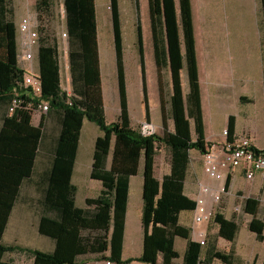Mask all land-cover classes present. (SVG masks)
I'll return each mask as SVG.
<instances>
[{"label":"rangeland","instance_id":"1","mask_svg":"<svg viewBox=\"0 0 264 264\" xmlns=\"http://www.w3.org/2000/svg\"><path fill=\"white\" fill-rule=\"evenodd\" d=\"M48 1L50 9L42 10L39 0H10L9 5L0 0V30L8 6L17 24L26 16L41 37L46 34L39 30L48 29L59 45L62 88L81 107L93 106L106 123L147 138L133 147L125 136L114 135L108 166L116 175L112 187L104 189L89 175L99 125L85 119L74 160L73 206L88 216L102 210L108 228L82 231L77 258L138 264L149 259L154 244L158 264H264L259 213L264 179L251 188L259 196L250 198L254 207L243 227L237 223L232 231L231 217L209 201L212 219L201 224L193 219L203 153L211 140L249 138L264 149V0H191L185 12L180 0H174L176 22L171 28L165 24L167 0H85L94 37L90 83L64 0ZM120 82L127 89L125 121L120 119ZM34 115L41 119L44 114ZM46 117L47 136L53 137L58 128L49 121V112ZM223 130L226 134L219 135ZM54 164V157L37 161L36 169ZM35 188L26 183L22 189V199L33 191L32 213L39 204ZM19 212L20 203L11 223ZM156 225L162 231L158 237ZM50 242L41 239L38 244Z\"/></svg>","mask_w":264,"mask_h":264},{"label":"trees","instance_id":"2","mask_svg":"<svg viewBox=\"0 0 264 264\" xmlns=\"http://www.w3.org/2000/svg\"><path fill=\"white\" fill-rule=\"evenodd\" d=\"M9 5L10 0H4ZM174 0H167L165 24L168 28L175 26L176 10ZM191 0H180V9L185 12L189 9ZM67 11V24L76 29L80 49L84 58V69L87 83L94 76L95 63L91 62L93 56V30L86 9L85 0H64ZM50 9L48 0H39L38 9ZM43 10V9H42ZM4 23L0 35V96L11 103L13 94L18 92L24 99L20 107L4 118L0 130V264H9L4 261L8 252L16 251L32 255L34 264H74L77 255L82 251V231L94 227L107 230V219L102 210L94 215H85L73 206L72 176L74 173V160L77 156L80 135L85 119L96 122L101 134L94 142L93 158L90 178L99 181L104 189L112 187L115 170L108 168V159L111 153V143L114 135L125 136L127 144L136 147L146 141V136L133 129H124L118 123L108 124L95 113L93 106L81 107L77 100L61 86V72L59 65L58 42L41 28L46 36L39 35L38 58L42 94L32 95L29 88H25L23 77L25 69L19 65V51L17 40V25L14 11L7 7ZM44 14V13H43ZM42 13L39 15L41 18ZM121 117L127 120L128 102L127 89L124 82L119 83ZM40 101H47L50 105L49 117L56 119L61 125L55 164L47 176H37L34 172L35 157H37L39 141L46 125V114L42 115L40 123H33V112L28 107L33 102L34 107ZM10 106V104H9ZM47 112V113H48ZM37 176V178H36ZM26 183L36 186L39 193V206L42 217L39 231L55 242L54 251H45L35 247H20L19 245H4L8 221L12 215L15 204ZM158 221L155 223L157 224ZM155 236H161L162 231L154 226ZM155 238V237H154ZM155 245L151 246L149 259L151 264H158ZM190 264H209L199 260Z\"/></svg>","mask_w":264,"mask_h":264},{"label":"crops","instance_id":"3","mask_svg":"<svg viewBox=\"0 0 264 264\" xmlns=\"http://www.w3.org/2000/svg\"><path fill=\"white\" fill-rule=\"evenodd\" d=\"M17 25V40H18V51H20L21 46V33H19L18 24L15 20ZM19 65L24 68L25 70L32 69L33 71L39 72V58H38V48L34 51V59L31 62H25L19 57ZM61 72V69H60ZM10 102L8 99H5L3 96H0V130L2 128V124H4V118L8 114V108H9ZM39 117L37 118L36 115L33 116V123L35 125L40 123ZM49 121L53 122L56 127L58 128V131L54 134L53 137H48L46 133V125L48 124L46 121V125L43 129V134L41 141H39V147L37 152V157H35V165H34V173L37 176H47L51 173L53 166H47L41 169H36L37 161L38 162H51L52 158L56 157V151H57V142L59 141L60 131H61V125L60 123L54 118H49ZM85 123V121H84ZM83 128V127H82ZM82 131V130H81ZM101 134L97 135V137ZM220 135V133H219ZM96 137V139H97ZM96 141V140H95ZM44 155L42 156V154ZM111 158V153L110 157ZM109 159H108V165H109ZM92 164V163H91ZM110 168V166H108ZM75 169V168H74ZM225 178H223L220 181L211 180L208 175H206L204 172L202 173L201 182L200 183H207L210 184L211 187L217 188L221 185H226L228 188V193L223 194L221 197V200L214 201L210 195L207 196V199L212 207L217 206V210L219 211H225L227 216L231 217V230L234 231L237 223H239V226L243 227L245 225V219L248 216V213L252 209V206L250 204V198L255 197L258 195V193H254V191L251 189L254 184H261L262 175L257 174L256 178L252 181H247L245 179V174L241 169H230L225 170ZM91 174V169H90ZM89 174V175H90ZM36 176V178H37ZM73 177L72 176V184H73ZM102 185V184H101ZM103 186V185H102ZM33 194L32 192H29L25 196L26 198L22 199L23 191H21L18 202L15 204L14 209L18 203L21 204V212L18 213L17 217L14 219V222L11 223V219L13 217L14 209L12 211V215L8 221V225L5 231V234H3V243L4 245H19L20 247H34L36 243L38 244L41 239H50L47 236H44L39 231V223L42 217V211L38 204V210L37 213L31 212V202L29 201V198ZM39 195V194H38ZM261 196H264L263 194ZM40 198V195L38 196ZM38 198V199H39ZM264 202V201H263ZM262 210L264 214V205L260 206L259 213L261 214V219L264 220V215H262ZM219 225V224H217ZM217 230H215L216 232ZM231 231V233H232ZM236 232V231H235ZM232 235L229 237V245H232ZM39 249L45 250V251H54L55 249V242L51 240L50 243H46L44 245H39ZM36 248V249H38ZM4 261L9 264H34V257L32 255L19 252L18 250L8 252L4 256ZM141 261L138 262L140 264Z\"/></svg>","mask_w":264,"mask_h":264},{"label":"built area","instance_id":"4","mask_svg":"<svg viewBox=\"0 0 264 264\" xmlns=\"http://www.w3.org/2000/svg\"><path fill=\"white\" fill-rule=\"evenodd\" d=\"M18 31L21 33V46L19 57L25 62H31L34 59V51L39 46V35L36 25L31 18L22 17L18 24ZM65 35V34H64ZM23 77V84L25 88H29L32 95L39 96L42 94V83L40 75L32 69L25 70ZM24 99L18 92L13 94L8 112L12 114L15 109L20 107ZM28 107L34 113L46 114L50 110V105L47 101H40L34 107L33 102L28 103ZM149 126H144L143 129ZM223 130L221 136L226 134ZM144 135V134H143ZM203 168L206 175L211 180L220 181L225 178V170L241 169L245 174L247 181H252L257 174L264 178V149H259L251 139L239 138L235 143H228V141H210L203 153ZM228 193L226 185H221L213 188L210 184L200 183V193L196 208L194 211V222L201 224L205 221H210L213 217L214 211L210 208L207 196L214 201L221 200L223 194ZM204 243V240L201 241ZM74 264H119L111 258H77ZM140 264H151L148 261L142 260Z\"/></svg>","mask_w":264,"mask_h":264}]
</instances>
